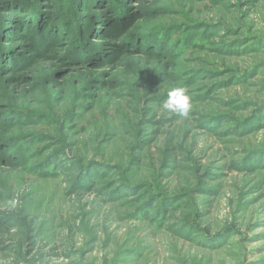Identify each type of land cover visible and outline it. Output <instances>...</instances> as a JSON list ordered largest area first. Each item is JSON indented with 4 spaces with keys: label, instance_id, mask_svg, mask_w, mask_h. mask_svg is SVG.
<instances>
[{
    "label": "rangeland",
    "instance_id": "rangeland-1",
    "mask_svg": "<svg viewBox=\"0 0 264 264\" xmlns=\"http://www.w3.org/2000/svg\"><path fill=\"white\" fill-rule=\"evenodd\" d=\"M0 264H264V0H0Z\"/></svg>",
    "mask_w": 264,
    "mask_h": 264
},
{
    "label": "clouds",
    "instance_id": "clouds-1",
    "mask_svg": "<svg viewBox=\"0 0 264 264\" xmlns=\"http://www.w3.org/2000/svg\"><path fill=\"white\" fill-rule=\"evenodd\" d=\"M192 108L191 97L183 87H176L167 93V99L162 104L165 112L180 116L188 117Z\"/></svg>",
    "mask_w": 264,
    "mask_h": 264
}]
</instances>
